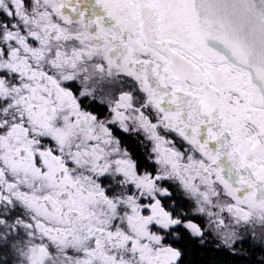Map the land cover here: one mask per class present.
Wrapping results in <instances>:
<instances>
[{
  "label": "snow or ice",
  "instance_id": "6c2138e0",
  "mask_svg": "<svg viewBox=\"0 0 264 264\" xmlns=\"http://www.w3.org/2000/svg\"><path fill=\"white\" fill-rule=\"evenodd\" d=\"M0 264H264V0H0Z\"/></svg>",
  "mask_w": 264,
  "mask_h": 264
},
{
  "label": "trees",
  "instance_id": "16d2710c",
  "mask_svg": "<svg viewBox=\"0 0 264 264\" xmlns=\"http://www.w3.org/2000/svg\"><path fill=\"white\" fill-rule=\"evenodd\" d=\"M190 259L212 262L216 259H223V256H218L215 250L209 248L207 251H201L197 256L190 257Z\"/></svg>",
  "mask_w": 264,
  "mask_h": 264
}]
</instances>
